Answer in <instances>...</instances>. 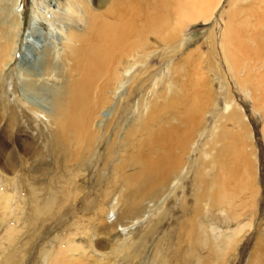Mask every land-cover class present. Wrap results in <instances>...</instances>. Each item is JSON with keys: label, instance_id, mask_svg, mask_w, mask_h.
Wrapping results in <instances>:
<instances>
[{"label": "rangeland", "instance_id": "1", "mask_svg": "<svg viewBox=\"0 0 264 264\" xmlns=\"http://www.w3.org/2000/svg\"><path fill=\"white\" fill-rule=\"evenodd\" d=\"M235 1L221 0L210 21L190 24L185 45L172 61L169 58L161 62L160 57H152L148 77L153 79L148 78L141 92L129 102L130 110L108 134L106 130L99 132V150L89 154L84 162L65 160L63 148L52 134L55 129L45 118L34 123L30 112V116L19 120L20 125L6 126L7 117H16L20 110L11 90L13 86L19 88L14 78L21 56L24 52L32 55V45L41 44L32 35H36L30 25L32 0L22 1L23 33L15 60L5 71L0 96V261L13 255L20 261L16 260L17 264H43L46 250L55 254L53 258L71 257L65 247L76 242L82 243L85 250L72 253L81 259L80 264H264V86L263 100L255 99L252 90L243 91L224 65L220 49L222 30ZM45 30L43 26L42 31ZM52 36L56 37L54 33ZM192 55L203 59L199 72L208 85V92L200 90L207 104L205 118L183 156L177 178L173 176L169 186L149 202V214L143 213L131 223L134 214L121 216L118 211L126 205V182L128 177H134L137 168L129 167L137 140L131 137L118 152L113 149L111 155L106 147L118 127H122V138L131 121L132 126L139 125L136 102L141 96L150 101L154 90L163 91L173 76L172 67H179ZM252 61L249 60L251 83L261 80L264 84V60ZM163 70L164 82L151 89L154 76ZM246 76L243 70L239 74L241 79ZM52 82L58 84L56 80ZM260 94L258 90L256 96ZM170 114L165 110L158 116L170 119L169 126L177 125ZM21 140H27L29 147L24 148ZM232 150H240L241 154L236 175L227 182L231 197L217 202L211 199L209 190L215 176H227L218 167L231 160ZM116 162L121 167L113 172ZM251 170L254 179L238 185L240 176ZM5 198L7 206L3 203ZM9 229V238L16 240L15 245L11 240L13 245L9 246ZM23 243L29 245L25 248ZM35 256L42 259L36 260Z\"/></svg>", "mask_w": 264, "mask_h": 264}, {"label": "bare ground", "instance_id": "2", "mask_svg": "<svg viewBox=\"0 0 264 264\" xmlns=\"http://www.w3.org/2000/svg\"><path fill=\"white\" fill-rule=\"evenodd\" d=\"M22 1L0 0V96L5 71L15 60L18 39L23 33ZM220 2L32 0L30 25L36 31V35L34 32L32 35L37 36L42 45H32V55L24 52L21 56L14 78L19 88L13 86L11 90V94L16 95H13L14 100L20 110L16 117H7L6 126L20 125L19 120L32 112L34 123L45 118L54 127L52 134L55 142L62 146L67 162H84L89 154L99 150V132L106 130L108 134L109 129L130 110L129 102L141 92L149 79H153L148 77L152 57H160L161 62L169 58L172 61L185 45L188 26L210 21ZM234 4L221 34L223 63L237 78L243 91L252 90L255 99L263 100L264 84L261 80L251 83L253 74L249 60L256 63L264 60V0H236ZM43 26L45 31H42ZM53 33L56 37L52 36ZM190 57L179 67H172L173 76L166 81L163 91L154 90L150 101H147V96L146 100L144 95L141 96L136 102L139 125L132 126L131 121L122 138H119L122 127H118L111 144L106 147V152L111 155L113 149L118 152L122 143H127L131 137L137 140L129 161L130 168H137L132 174L134 177H128L126 182V205L118 211L121 216L134 214L131 223L146 213L147 207L150 208L149 202L169 186L173 176L176 177V171L184 164L183 156L189 151L205 118L207 104L200 90L208 92V85L206 77L199 72L203 59ZM242 70L247 73L245 79L239 77ZM158 75L154 76L151 89L164 82L165 70ZM54 80L58 84L52 82ZM258 90L261 93L259 97L256 96ZM165 110L178 121L177 125L169 126L170 119L158 116ZM11 112L14 114L13 109ZM26 141L21 140L24 148L29 147ZM72 142L76 143V147L72 146ZM240 154V150H232L231 160L225 162L222 168L219 164L218 170L221 173L226 171L227 176H215L213 187L209 190L214 201L222 202L231 197L227 193L230 190L227 182L236 175ZM120 167L121 164L116 162L113 172ZM254 176L252 170L245 172L237 184L254 179ZM76 192L80 194L78 190ZM7 200H2L5 205ZM11 234L10 230L8 238ZM11 240L12 237L8 239L9 246L16 241L11 243ZM74 243L65 247L71 257L57 255L53 258L55 254L51 250H46L44 256L39 254L43 256V264H80L81 259L74 258L72 253L85 250L81 247L82 243ZM27 244H24L25 248ZM12 256L9 255L0 264H17V256Z\"/></svg>", "mask_w": 264, "mask_h": 264}]
</instances>
